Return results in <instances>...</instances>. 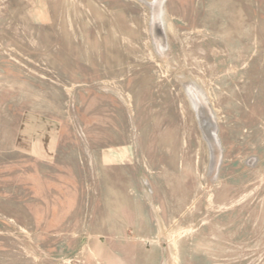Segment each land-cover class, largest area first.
Here are the masks:
<instances>
[{
    "label": "rangeland",
    "instance_id": "1",
    "mask_svg": "<svg viewBox=\"0 0 264 264\" xmlns=\"http://www.w3.org/2000/svg\"><path fill=\"white\" fill-rule=\"evenodd\" d=\"M0 264H264V0H0Z\"/></svg>",
    "mask_w": 264,
    "mask_h": 264
},
{
    "label": "bare ground",
    "instance_id": "2",
    "mask_svg": "<svg viewBox=\"0 0 264 264\" xmlns=\"http://www.w3.org/2000/svg\"><path fill=\"white\" fill-rule=\"evenodd\" d=\"M155 1H156V2H158V1L161 2L162 0H155ZM153 35H154V34H153ZM154 37H155V36H154ZM155 38H156V37H155ZM157 40H158V39H157Z\"/></svg>",
    "mask_w": 264,
    "mask_h": 264
}]
</instances>
